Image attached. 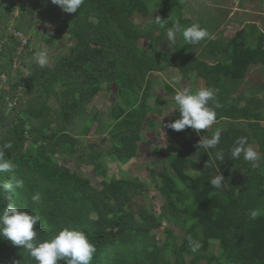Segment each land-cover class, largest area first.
<instances>
[{
    "label": "trees",
    "instance_id": "trees-1",
    "mask_svg": "<svg viewBox=\"0 0 264 264\" xmlns=\"http://www.w3.org/2000/svg\"><path fill=\"white\" fill-rule=\"evenodd\" d=\"M153 2L84 0L52 35L37 29L38 36L49 35L50 44L62 40L56 35L59 32L63 38V46L52 57L54 62L43 69L24 54L25 59L15 66L19 39L10 36L3 45L0 76L4 74L6 81L0 87V147L11 142L12 147L4 149L5 159L15 163V174L25 186L0 190V211L14 205L38 215L41 221L34 229L39 241L50 239L64 227L82 230L96 247L91 264H264V101L252 92L243 95L233 88L252 68L264 66V29L250 22L226 40L221 38L222 31L195 45L186 44L182 34H177L173 48L164 50L158 44L172 19L185 27L195 23L186 15L184 0H159L155 17L167 21L163 27L157 18L136 22V17H148ZM35 4L0 0V41L6 28L12 27L8 24L25 18ZM46 4L42 11L47 14ZM25 19L32 25L31 16ZM209 23L200 27L208 30ZM28 24L24 25L29 28ZM18 28L26 30L21 23ZM197 45L209 59L196 55ZM28 47L25 55H34V47ZM22 66L30 68L27 76L22 75ZM169 69L189 82L175 85L161 77L162 88L172 97L183 87L217 90L215 101L220 107L209 102L216 112L215 123L199 134L191 128L177 132L183 142L180 146L175 144L177 137L170 136L176 147L168 150L167 158L160 156L161 166L150 161L152 182L109 175L106 159L129 162L137 155L143 128L158 125L149 113L168 108L164 96L150 103V74ZM106 83L116 85L117 99L110 108L112 124L101 132L108 135L105 143L96 146L87 142V136L95 123L99 133L105 122L102 114L106 111L97 99ZM6 95L11 101L17 96L18 105L10 109ZM51 111L55 116L49 118ZM166 115L170 122L178 119L176 105ZM241 121L248 128L238 124ZM217 129L221 130L217 148H199L201 136L210 138ZM241 136L260 153L259 167L253 168L242 156L232 159L230 150ZM220 149L223 161L215 159ZM83 165H92L95 174L103 176L101 187L78 171ZM191 169L196 170L194 174ZM220 173L225 178L223 186L213 188L210 179ZM9 179V174L0 173V183ZM152 188L164 194L162 211L140 200L151 198ZM36 193L41 200L33 204L31 196ZM250 209H261L262 214L250 220ZM173 226L188 233L185 240ZM189 236L202 245L197 253L189 248ZM0 264L36 262L27 250L0 238Z\"/></svg>",
    "mask_w": 264,
    "mask_h": 264
},
{
    "label": "rangeland",
    "instance_id": "rangeland-1",
    "mask_svg": "<svg viewBox=\"0 0 264 264\" xmlns=\"http://www.w3.org/2000/svg\"><path fill=\"white\" fill-rule=\"evenodd\" d=\"M28 4L36 3L33 8H30L26 11L25 18L31 16L32 17V25L28 24V19L25 18H18L16 20V26L18 27L19 23H21L22 28H26V33L28 35H32V43L29 47H34V55L42 50H46L49 54V61H52L54 53H58L59 49L63 46L62 44V35L61 32L57 33L62 40L57 44H50L49 42V35L43 37V35L38 36L35 29H41L42 31L47 32L48 34L52 35L55 30L56 26L59 22H63L65 16L68 13L63 12L58 6L53 5L50 0H27ZM47 1V4H46ZM186 5V10L189 17L193 19L195 24L199 26L201 24H205L207 21L209 25L207 26L209 33V37L216 36L218 37L220 32L223 31L224 37L222 35V40H226L230 38V36L234 35L236 32H239L241 29H246V25L250 22H255L260 27L264 29V0H184ZM159 0H154L151 4L152 9L151 13L148 15L147 18H134L138 23H145V21L152 20L156 16V8L158 6ZM43 4H46L47 8L50 10L47 11V14L42 11ZM185 10V12H187ZM56 11V14L54 13ZM23 21V23H22ZM27 23L30 27L28 28ZM9 26H12L8 24ZM57 32V31H56ZM227 36V37H226ZM177 39V34H176ZM175 39V40H176ZM174 41L169 40L167 37V31L165 32L164 39L160 40L158 46L164 50H170L173 48ZM28 46L23 49L24 57L26 58H33L34 55L26 56L24 51H26ZM28 47V48H29ZM201 47L197 45L195 47L194 52L196 55L201 56L205 59H209L206 56H203L200 53ZM33 52V51H32ZM21 53H16L18 55L17 62L20 63L21 59H25ZM15 55V56H16ZM14 56V57H15ZM211 60L213 58H210ZM217 59V58H215ZM214 59V61H215ZM26 59L25 61H27ZM15 62V61H14ZM54 62V61H52ZM51 62V63H52ZM35 63V62H34ZM32 63V65L34 64ZM21 64V63H20ZM16 65V64H15ZM18 65V64H17ZM14 69V68H13ZM15 70V69H14ZM22 75L27 76L29 74L30 68L21 67ZM14 73V72H13ZM161 77L169 83L183 84L188 85L189 82L185 81L182 78V75L173 69H169L163 73L154 72L150 74V79H152V88H151V100L150 103L153 102L154 97L156 96H164L168 100V108H163L160 113L154 114L149 113L150 116L155 117L158 120V125L151 130L143 128L141 138L138 140V150L137 155L134 156L129 162L126 164H121L118 161L111 160L109 158L106 159V166L108 168V174L112 175L116 178H133V179H145L146 181L152 182L154 180V171H152V165L150 161L156 162L158 166L162 165V157H166L169 154V151L172 146V137H177L176 145L180 146L183 142L179 139V135L176 131L171 130L167 127L168 123H170L169 119H167V112L174 109L175 105L171 101L172 96L166 94L164 89L161 86ZM179 80V83H176V80ZM179 84V85H180ZM22 88L24 86H21ZM179 88V87H178ZM237 88L236 92L238 93L241 91L243 95L246 92H252L257 98H260L262 102L264 101V66H258V68H252V70L247 74L245 80L239 81L235 87ZM116 85L113 83H106L101 87L97 103L100 104V108L105 110L102 115L105 116L104 123H101V127L98 128V132L96 133L97 123L91 129L90 134L87 136V142L92 144L96 143V146L103 145L105 143V139L108 136L106 133H101L105 129V125L109 124L112 121V114L110 108L116 105V96H115ZM22 92V91H21ZM26 97H30L33 94H24ZM27 99V98H26ZM21 101V100H20ZM23 101V100H22ZM111 103V104H110ZM16 104H10L9 108H13V106H17ZM264 107V102L263 105ZM264 109V108H263ZM55 116V115H54ZM53 117V116H52ZM58 117V116H57ZM107 119H109L107 121ZM112 124V123H110ZM238 124L243 125L244 127L248 128V126L243 122H238ZM101 128V129H100ZM103 128V129H102ZM29 143H27L28 145ZM174 144V143H173ZM168 148V149H167ZM156 152V153H155ZM178 153V152H177ZM176 154V153H175ZM174 154V155H175ZM73 168L76 167L75 164H69ZM78 171L85 175L89 176L95 186L101 187L102 186V175H96L94 172V167L92 165H83L82 167L78 168ZM196 170H192L191 172L194 174ZM150 197L146 199L140 198L141 201L149 204L152 203L157 211H162V204L164 201V194L161 193L160 190H155L154 188L150 191ZM7 199L9 200L11 197V192L8 190L7 192ZM165 225H169L165 222ZM176 230L177 234H179L184 240L187 237V234L180 230L179 227L173 226ZM159 232L161 229L158 230ZM162 235L160 239H162ZM181 240V239H180Z\"/></svg>",
    "mask_w": 264,
    "mask_h": 264
},
{
    "label": "clouds",
    "instance_id": "clouds-1",
    "mask_svg": "<svg viewBox=\"0 0 264 264\" xmlns=\"http://www.w3.org/2000/svg\"><path fill=\"white\" fill-rule=\"evenodd\" d=\"M15 2L18 3L19 0ZM50 2L58 6L63 12L73 14L80 9L84 0H50ZM16 9V15H18V7ZM171 21L172 26L167 30L169 40L174 41L176 34H182L186 44L195 45L209 36L207 30L201 28L198 24L185 27L180 24L179 20L172 19ZM156 23L163 27L167 24V21L158 17ZM8 28L3 33V38L8 39L6 43L9 42L10 36L19 39L21 44L26 38L27 43L24 48L28 42L32 43V35H28L25 30L18 28L16 23H13L12 27ZM13 30L18 31L20 34H13ZM37 31L35 29V32ZM33 60L41 69L50 66L49 54L46 50L37 52ZM175 82L179 83V80L177 79ZM216 92V89L210 87H201L195 90L189 87L177 89L172 99L179 112V118L168 123L167 127L176 132L191 128L198 134L202 130L210 128L216 121V112L209 106V102L211 101L216 108L220 107L219 103L215 101ZM220 138L221 130L217 129L210 138L201 136L198 147L206 151L216 149L220 143ZM11 147V142H6L0 147V173H7L10 177V182L0 183V190L13 189L14 187L23 189L25 186L24 180L15 174V163L5 159L4 149ZM230 154L233 160L240 159L242 156L243 160L250 162L253 168L259 167L260 153L248 145L246 137L237 138L230 150ZM215 159L224 160L222 149L216 151ZM224 180L225 178L220 173L210 179V185L213 188L220 189ZM31 200L33 204L39 203L41 200L40 194H33ZM247 214L250 220H255L262 214V210L250 209ZM39 221L41 219L38 215L29 214L20 210L17 206L9 205L0 211V238L9 241L14 247L27 250L29 256L35 260L36 264H57L59 260H65L67 264H91L96 247L82 230L64 227L50 239L39 241L37 231L34 229V225ZM188 243L192 253H197L202 247L201 243L194 240L191 236L188 237Z\"/></svg>",
    "mask_w": 264,
    "mask_h": 264
},
{
    "label": "built area",
    "instance_id": "built-area-1",
    "mask_svg": "<svg viewBox=\"0 0 264 264\" xmlns=\"http://www.w3.org/2000/svg\"><path fill=\"white\" fill-rule=\"evenodd\" d=\"M14 1H18V0H14ZM13 34H15V35H17V34H20L18 31H14L13 30ZM7 38L6 39H3L2 41H0V51H1V49L3 48V45H5V43L7 42ZM27 43V39L25 38L24 40H23V43L20 45V46H18L17 47V53H21L22 52V50H23V48H24V46H25V44ZM17 59H18V55H16L15 56V58H14V60H15V66H17ZM1 77V83H0V87H2L3 88V86H4V84H3V82H5L6 81V76L3 74V75H1L0 76ZM2 93V91H1V89H0V94ZM15 98V101H11L10 100V95H6V97H5V99L6 100H8L9 101V103L10 104H16L17 103V100H19V98L17 97V96H15L14 97Z\"/></svg>",
    "mask_w": 264,
    "mask_h": 264
},
{
    "label": "water",
    "instance_id": "water-1",
    "mask_svg": "<svg viewBox=\"0 0 264 264\" xmlns=\"http://www.w3.org/2000/svg\"><path fill=\"white\" fill-rule=\"evenodd\" d=\"M54 114H55L54 111H51L50 112V115H49V118H52V116H54ZM55 119H56V121H58L59 120V117H56Z\"/></svg>",
    "mask_w": 264,
    "mask_h": 264
}]
</instances>
